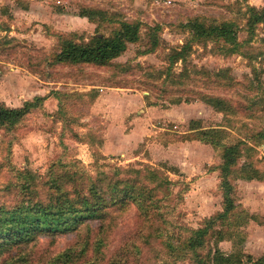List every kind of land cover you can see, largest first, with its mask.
Listing matches in <instances>:
<instances>
[{"label":"rangeland","instance_id":"1","mask_svg":"<svg viewBox=\"0 0 264 264\" xmlns=\"http://www.w3.org/2000/svg\"><path fill=\"white\" fill-rule=\"evenodd\" d=\"M240 1L0 0V41L11 42L8 47L19 45L15 51H8L11 55H0V103L19 109L36 97L47 98L43 107L29 114L11 134L0 130V164L4 146L11 141L10 161L17 168L28 170L37 180L47 174L50 162L60 156L67 162H78L92 175L109 172L113 165L143 163L163 168L174 183V195L188 188L180 203L177 204V199L174 204L170 202L171 206H178L172 221L178 227L198 229L206 219L222 212L224 206L219 189L222 149L198 140L201 131L216 130L222 145H238L240 150L229 176L234 187L231 198L235 209L224 221L216 220L213 229L221 230L225 237L230 235V239L215 244L214 236H210L209 248L203 253L207 249L212 253L217 247L223 258L241 254L243 264H252L264 256V230L256 228L264 224V216L252 210L255 205L264 206V140L261 138L264 134V25L257 28L253 40L243 46L240 55L224 58L212 54L216 47L211 43L206 49L193 46L189 61L197 70L202 68L220 77L203 87L201 82L205 78L197 76L195 85L186 82L179 89L199 90L222 99L231 107L230 113L214 110L199 95L177 92L164 97L147 87L148 74L167 66V54L188 39V30L183 27L187 22L235 20L239 18L236 9L229 10L227 6ZM246 1L256 8L264 6V0ZM81 11H102L105 19L94 15L92 23L78 16ZM122 21L141 23V35L148 27L159 26L156 49L144 53L149 48L145 45L149 40L143 36L142 43L129 45L125 54L114 60L119 65L116 70L85 67L80 73L68 67L47 68L45 62L40 63L43 53L52 55L57 34H77L82 39H88L95 32L108 36ZM238 37L242 42L247 35L241 31ZM180 68L177 64L174 71L179 72ZM91 90L97 91L96 99L107 92L102 95L105 103H99L96 113H91L96 99L86 107L88 98L76 96ZM126 95L129 101L123 105L118 96ZM1 99H6L8 105ZM177 99L181 103L172 104ZM132 103L134 110L128 116L126 110ZM149 108L158 109L154 115L148 114L152 126L140 122L141 110ZM164 114L167 115L159 117ZM173 145L178 146L170 147ZM171 168L175 169V175L170 172ZM244 175L257 179H237ZM7 178L5 172L0 174V187ZM239 181L253 186L237 189ZM132 216L133 213L124 221L117 220L106 235L100 253L91 249L80 261L97 258L100 259L97 264H108L116 257L119 264H192L188 260L174 262L175 256L172 258L167 249L161 250L153 240L147 244L138 234H131L135 224ZM173 233L185 236L181 229ZM96 236V227L92 225L90 231L81 229L54 240L43 239L37 247L32 245L1 258L0 264H45L50 255L68 248L79 252L85 248L86 241L93 244ZM135 245L139 251L130 250Z\"/></svg>","mask_w":264,"mask_h":264},{"label":"trees","instance_id":"2","mask_svg":"<svg viewBox=\"0 0 264 264\" xmlns=\"http://www.w3.org/2000/svg\"><path fill=\"white\" fill-rule=\"evenodd\" d=\"M227 7L229 10L236 9L239 18L219 23L215 20L199 19L187 22L183 27L188 30V39L179 48L167 54V66L161 70L154 69L148 74L150 82L147 87L164 97L177 92L199 95L214 110L230 113L231 107L222 99L205 95L199 90L179 89V85L186 82L195 85L197 76L205 78V82H201L203 87H207L210 82H216L220 77L218 73L210 75L202 68L197 70L189 61L193 46L200 45L206 49L211 43L216 47V52L212 54L224 58L240 55L243 46H248L253 40L257 28L264 25V6L256 8L242 0ZM94 15H100L102 18L104 13L81 11L78 14L92 23L95 21ZM104 19L103 17L102 20ZM242 21L244 22L241 25ZM140 29L139 22L122 21L108 36L95 32V35L88 39H82L77 34H57V45L52 55L43 53L40 63L45 62L47 68L68 67L80 73L85 67L116 70L119 65L114 64V60L124 55L129 45L142 43L143 36L149 40L145 43L149 48L144 53H151L156 49L159 26L148 27L147 32L142 35ZM241 31L247 35L246 40L242 42L238 37ZM10 45L9 41H0V55H11L8 51H15L19 47H8ZM177 64L181 67L179 72L174 71ZM123 69L127 71V68ZM42 73L49 79L46 71ZM77 94L78 98H88L86 107L97 97L95 90ZM46 99V96L36 97L24 102L19 109H11L0 103V130L6 135L11 134L29 114L41 109ZM180 103V99L172 102L176 105ZM86 107L85 110L88 109ZM218 134L216 130H204L200 132L198 140L222 149L219 189L223 194L224 206L222 212L206 219L198 229L184 225L178 227L172 221L177 204L182 201V195L188 188L185 187L174 195V183L163 168L143 163L125 167L113 165L109 172H97L92 175L78 162H67L60 156L50 162L47 174L37 180L28 170L19 169L12 164L11 141H8L4 146L3 162L0 164V174L5 172L8 175L0 187V259L32 245L37 247L43 239L54 240L81 229L90 231L93 225L97 230V238L93 244L88 240L84 242L85 248L79 252L72 247L50 255L45 264H97L100 259L80 261V258L91 249L100 253L106 235L113 229L117 220L124 221L133 213L131 218L135 224L131 234H138V238L147 244L150 239L153 240L161 250L167 249L172 258L175 256L174 262L188 260L192 264H243L241 254L223 258L217 247L212 253L209 249L206 254L203 253L206 247L209 248L210 236H214L215 244L230 239V235L225 237L221 230L213 229L216 220L224 221L235 209L231 198L234 187L229 176L236 165L240 150L238 145H222ZM261 138L264 140V134ZM171 169L170 172L175 175V169ZM237 179L251 181L257 177L244 175ZM176 199L177 204L171 206L170 202L174 204ZM179 229L185 236L173 233ZM130 250L139 251V247L135 245ZM247 259L251 260L249 257ZM108 264H119V260L114 257ZM252 264H264V256Z\"/></svg>","mask_w":264,"mask_h":264},{"label":"crops","instance_id":"3","mask_svg":"<svg viewBox=\"0 0 264 264\" xmlns=\"http://www.w3.org/2000/svg\"><path fill=\"white\" fill-rule=\"evenodd\" d=\"M108 91V90H107ZM109 92V91H108ZM107 92H102L101 93V95L96 99V102L94 103V106L92 107V110H91V113H96L97 111H98V107H99V103H101V102H103V103H105L104 101H103V99H102V97H104V96H102V95H105ZM108 95V94H107ZM107 95L105 96V97H107ZM118 98L122 101V102H124L123 103V105L124 104H127L128 103V101H129V98H128V96L126 95V97H124V96H121V97H119L118 96ZM1 101L2 102H5V104L6 105H8L7 104V102H6V99H1ZM107 101V100H106ZM107 102H109V101H107ZM112 102V101H111ZM113 102H115V101H113ZM122 105V106H123ZM102 108L104 109V107L102 106ZM133 110H134V106H133V103L131 104V107H130V109H128V110H126L127 111V113H128V116L130 115L129 113H131V112H133ZM143 113H142V116L140 117V122H141V124H147V125H149V126H152L153 125V123L151 122V120H150V117H148V114H155V112H157L158 111V109L157 108H149V109H146V110H141ZM171 110H163V112H165V113H169ZM173 111V110H172ZM126 114V113H125ZM127 115V114H126ZM165 115H167V114H164L163 116L162 115H160L159 117H164ZM127 116V117H128ZM168 118H170V117H168ZM170 121H172V123H173V120H170ZM175 122V121H174ZM126 138H127V136H125ZM178 145H173V146H170V147H177ZM104 153V152H103ZM105 154V153H104ZM246 184V185H245ZM238 186H237V189H240V187L242 188V187H252L253 185H251V183H242V182H240L239 181V184H237ZM244 185V186H243ZM259 203H262V202H259ZM259 203H257V205L259 204ZM247 207V206H246ZM250 207H252V206H250ZM253 209V211H255L256 212V214H259V216H264V206L263 205H259V206H253L252 207ZM256 228H259L261 231H263L264 230V224H262L261 226H257L256 225ZM250 241V240H249ZM259 241H260V239H259ZM224 242V241H223ZM257 255V254H256ZM258 257V256H257Z\"/></svg>","mask_w":264,"mask_h":264}]
</instances>
